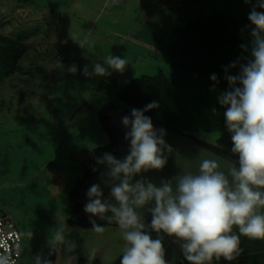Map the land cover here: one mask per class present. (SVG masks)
Listing matches in <instances>:
<instances>
[{"label": "rangeland", "instance_id": "rangeland-1", "mask_svg": "<svg viewBox=\"0 0 264 264\" xmlns=\"http://www.w3.org/2000/svg\"><path fill=\"white\" fill-rule=\"evenodd\" d=\"M93 1V0H92ZM0 0V34L23 36L31 49L22 72L0 88V210L8 212L24 239L21 264L56 251V264H76L94 251L112 263L130 245L118 224L104 231L71 227V192L89 154L108 143L99 122L109 103L129 108L119 89L141 75L171 77L165 54L174 30L214 12L239 17L258 0ZM257 7L256 10H258ZM82 46V47H81ZM109 55L125 58V70L85 75ZM76 66L75 73L69 71ZM214 143L217 133H195ZM57 228L63 244H53ZM74 245V247H73ZM235 255L233 261L254 264ZM262 264V263H261ZM264 264V262H263Z\"/></svg>", "mask_w": 264, "mask_h": 264}, {"label": "clouds", "instance_id": "clouds-1", "mask_svg": "<svg viewBox=\"0 0 264 264\" xmlns=\"http://www.w3.org/2000/svg\"><path fill=\"white\" fill-rule=\"evenodd\" d=\"M264 0H258L248 15L252 25L251 58L239 64L236 75L228 74L225 79L229 88L221 92L218 102L225 108L224 119L231 133L232 152L238 156L239 168L230 161L228 175L220 170L215 160H203L199 174L188 171V165L182 175L168 180H161L157 187L147 178L136 180V174L150 169L161 170L167 164L163 148L169 154L173 149L165 143L163 129L153 128L152 120L144 113L159 107L153 101L143 110L132 109L131 118L124 116L123 125L128 128L125 139L130 140L129 154L118 159L111 153L97 159L98 164L107 166L103 174L106 182L110 181L109 198L98 184H93L88 192V203L84 211L98 216L109 224L115 222L123 230V237L130 245L126 248L120 264H167L164 259L163 237H175L182 242V254L189 264H205L213 257L231 261L239 254L240 239L233 233V226H238L239 233L254 240H264ZM82 47V46H81ZM248 51V44L241 45ZM128 61L119 56L109 55L104 65L94 63L93 73L85 66V75H111L108 69L123 72ZM233 62L231 68H236ZM69 71L75 73L76 66ZM210 79L218 83L216 74ZM215 90V89H213ZM95 170V169H94ZM228 176H231V184ZM173 181H176L175 191ZM257 189V190H254ZM116 201V204L112 200ZM154 201V207L147 208L151 213V230L157 233L153 239L145 230L143 214L138 209ZM118 205V206H117ZM112 213L111 216L106 215ZM92 228L102 233L104 228L91 220ZM63 229L57 228L52 243L63 244ZM74 247V245H73ZM93 251L89 260L93 259ZM36 264H42L40 256L35 257ZM0 264H14L8 256L0 255ZM52 264V261H43Z\"/></svg>", "mask_w": 264, "mask_h": 264}, {"label": "trees", "instance_id": "trees-1", "mask_svg": "<svg viewBox=\"0 0 264 264\" xmlns=\"http://www.w3.org/2000/svg\"><path fill=\"white\" fill-rule=\"evenodd\" d=\"M257 11L264 9L259 8ZM248 15L249 13L232 17L227 13L214 12L190 20L184 27H177L174 30V41L165 52L172 70L171 77L165 76L162 71L154 75H141L119 89V99L128 110H143L149 103L158 102L159 107L144 113L151 120L238 161V156L232 152L231 133L228 132L224 119L225 108L219 104L218 98L221 92L229 88L224 78V69L228 68V74L236 75L239 64L246 63L251 58L250 49L254 38L250 34L252 25ZM245 43L249 46L248 51L241 48ZM30 49L31 45L24 41L23 36L0 34V88L4 78L23 71L19 61ZM233 62H238L236 68L230 67ZM212 74H216L218 83L210 79ZM113 108L116 105L109 103L99 112L100 126L107 135L108 143L95 148L89 154L83 177L77 179L72 188L71 200L74 206H71L68 221L71 226L93 227L91 222H81V207L76 204L75 198L85 180L96 178L108 171L106 165L97 163V159L102 158L105 153L121 159L116 148L123 143L125 135L110 123L109 111ZM199 132L217 133L215 142L197 139L195 133ZM240 249L239 254L246 252L244 258L252 260L254 264H263V252L248 251L241 246ZM212 262L237 264L223 257L219 260L213 257L211 262L205 264Z\"/></svg>", "mask_w": 264, "mask_h": 264}, {"label": "water", "instance_id": "water-1", "mask_svg": "<svg viewBox=\"0 0 264 264\" xmlns=\"http://www.w3.org/2000/svg\"><path fill=\"white\" fill-rule=\"evenodd\" d=\"M110 123L111 125L116 126L120 132L124 135L130 131V127L126 128L122 123V118L128 116L131 118V110H126L123 108H113L109 111ZM153 128L157 130L159 135V130L163 129L165 135L163 139L167 145H170L173 149L172 153L169 154L166 148H163V155L167 158V164L161 170L150 169L147 172L142 171L139 174H136L133 178L132 183H135L136 180L142 178L149 179L157 187L160 186L161 180H168L174 176L182 175L185 170V165H188V171L192 172L195 175L199 174L200 165L203 160H215L220 165V170L225 172V175H228L227 169L229 167V162L232 161L235 163L237 169L239 168V163L235 159L219 154L207 146L202 145L196 140L176 131L167 126L159 124L152 120ZM130 149V140L125 139L123 143L119 144L116 148L117 152L121 155V160L129 154ZM229 182L231 184L232 178L228 176ZM95 184L100 185L103 193L106 197H110V181L106 182V178H99ZM176 181H173V190L175 191ZM257 190V189H254ZM261 192H264V188L258 189ZM112 202L116 204V201L113 199ZM83 204L88 203V196L85 200L82 201ZM155 202L152 201L150 204L145 206V209H138V212L143 214L145 221H151V213L147 211V208L154 207ZM118 206V205H117ZM260 212L264 214V209H261ZM106 215L111 216L112 213H107ZM98 223L109 224L106 220L100 219L98 216L94 218ZM111 224H116L115 222ZM233 233L239 236L240 246L245 250L252 252H261L264 251V240H254L247 236L241 235L239 233L238 226H233ZM173 248L176 251L181 249V242H176L172 244Z\"/></svg>", "mask_w": 264, "mask_h": 264}, {"label": "flooded vegetation", "instance_id": "flooded-vegetation-1", "mask_svg": "<svg viewBox=\"0 0 264 264\" xmlns=\"http://www.w3.org/2000/svg\"><path fill=\"white\" fill-rule=\"evenodd\" d=\"M82 177H83V175H82ZM99 178H106V177L102 174L96 178H88L87 180H85L84 183L80 186L78 195L75 198L76 204H78L81 207V209L79 210V214L82 216L83 220H81V222H83V223L90 222V219L94 220V218L96 217V216L90 217V214H88L84 211V207L86 204H83L82 201L85 200V198H87V192H88L89 188L93 184H95V182ZM107 198L108 197H106V195L104 194V199H107ZM72 205L74 206V203ZM71 211H72V209H71ZM150 222L151 221H145V225H146L145 230L150 232L153 239H156L157 233L155 231L151 230ZM97 224L101 225L102 227L105 225H109L106 223H99V222ZM71 227H81L83 229H93L90 227H83L82 225H73ZM159 235L163 237L162 243L164 245V259L166 260L167 264H189V262L184 258L183 254H182V248L179 251H176L172 246V244H174L176 242H180V241H177L175 237H169L165 233H160ZM123 254L119 255L112 263H109V264H120L121 259L123 257ZM22 256H23V253H22ZM21 260H22V257L19 261V264H21ZM48 260L52 261V264H56V262H57L56 251H51L45 256L44 261H48ZM76 264H102V263L100 262L98 257H94L93 259L89 260L88 257L84 256V257L80 258ZM237 264H240V263H237Z\"/></svg>", "mask_w": 264, "mask_h": 264}, {"label": "built area", "instance_id": "built-area-1", "mask_svg": "<svg viewBox=\"0 0 264 264\" xmlns=\"http://www.w3.org/2000/svg\"><path fill=\"white\" fill-rule=\"evenodd\" d=\"M24 240L12 216L2 211L0 213V255L8 256L14 264H19L23 253ZM263 256H264V251ZM218 264V263H209Z\"/></svg>", "mask_w": 264, "mask_h": 264}, {"label": "crops", "instance_id": "crops-1", "mask_svg": "<svg viewBox=\"0 0 264 264\" xmlns=\"http://www.w3.org/2000/svg\"><path fill=\"white\" fill-rule=\"evenodd\" d=\"M89 1H92V0H89ZM95 0H93L92 1V4H93V2H94ZM115 1H117V0H115ZM76 5H77V7L78 8H84V9H88L89 8V10H92L93 8H91V7H89V6H85L86 5V2H83V0H77V2H76ZM83 175V174H82ZM3 210H0V213L2 212ZM8 213V212H7ZM17 226V225H16ZM24 240V239H23ZM23 251H24V245H23Z\"/></svg>", "mask_w": 264, "mask_h": 264}, {"label": "bare ground", "instance_id": "bare-ground-1", "mask_svg": "<svg viewBox=\"0 0 264 264\" xmlns=\"http://www.w3.org/2000/svg\"><path fill=\"white\" fill-rule=\"evenodd\" d=\"M100 186V185H99Z\"/></svg>", "mask_w": 264, "mask_h": 264}]
</instances>
